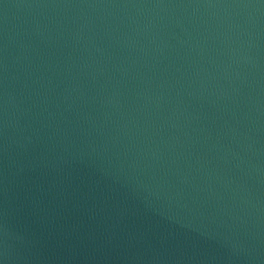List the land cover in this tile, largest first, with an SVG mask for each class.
Segmentation results:
<instances>
[{
  "label": "water",
  "instance_id": "1",
  "mask_svg": "<svg viewBox=\"0 0 264 264\" xmlns=\"http://www.w3.org/2000/svg\"><path fill=\"white\" fill-rule=\"evenodd\" d=\"M0 264H264V0H0Z\"/></svg>",
  "mask_w": 264,
  "mask_h": 264
}]
</instances>
